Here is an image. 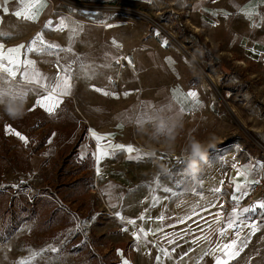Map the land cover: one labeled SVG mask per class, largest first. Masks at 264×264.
<instances>
[{"label": "rangeland", "instance_id": "rangeland-1", "mask_svg": "<svg viewBox=\"0 0 264 264\" xmlns=\"http://www.w3.org/2000/svg\"><path fill=\"white\" fill-rule=\"evenodd\" d=\"M116 6L133 11L118 17L104 13L81 18L88 27L87 70L83 73L85 77L79 79L77 95L67 99L70 118L57 114L54 123L61 127L67 123L80 125V137H85L92 129L106 137L102 144L111 141L113 145L133 146L148 153L155 150V156L138 163L136 180L166 177L172 186L171 192H175L176 202L182 196L190 202L203 199L209 207L216 205L196 217H201L197 225V231L201 232H197V242L193 243L195 261L191 263L215 264V256L221 254L206 256L205 251L221 239L228 242L234 238L232 230H228L224 238L218 234L219 229L226 228L232 213L223 211L221 200L226 198L235 203L231 197L238 196L242 204L240 210L264 201V197L253 192L254 183H247L242 192L237 193L231 182L235 178L237 183H244L238 169H248V181L264 178V167H261L264 165V61H241L242 54L238 50L229 53L222 46L207 44L184 16L189 11L182 15L180 8L171 7L166 0H153L152 4L141 6H129L124 2ZM95 88L115 93L119 98L105 96ZM177 90L179 93L174 95ZM190 91L197 93L199 103L187 97ZM161 108L170 109L162 114L180 118L184 125L174 152L150 138V121L144 119L140 126L135 122L144 113L155 115ZM103 123L105 125L101 126ZM6 125L19 128L16 120L0 121V189L9 191L8 188L13 189V185L19 183L18 190L13 189L14 195L9 194L24 201L40 202V216L24 222L0 245V264H17L30 255L29 249L39 251L49 246L59 251H45L33 264H123L124 260L134 264L137 259L133 257L132 248L148 244L147 240L130 239L129 231L112 227L110 220L106 223L102 210L107 211V196L102 202L92 193L95 175L87 174L90 184L83 187L79 195L72 196L73 191L69 190V185L83 176L81 171L74 177L80 168L70 169L68 162L65 164L68 160L65 156L75 151L77 145L61 149L63 157L56 159L53 171L39 173L31 179L26 176L30 172L26 160L16 157L13 151L10 135L5 132ZM86 125L89 127L85 131ZM72 133L70 131L68 136ZM213 137L217 147L209 151L208 162L202 164L200 186L192 192L189 190L191 183L185 181L178 185L177 181L184 180L186 172L183 150L189 140L195 138L208 143ZM96 146L94 141L89 142V149ZM158 162L167 165L169 174H159ZM119 176L127 179L125 174ZM43 182H46V190L36 194L33 188H43ZM216 187H221L222 192H213ZM26 189L30 191L26 193ZM43 199L55 205L54 215L48 212ZM192 203V210L201 208ZM6 208L0 196L3 222L9 219L3 213ZM86 221L88 223H84ZM251 223L259 225L261 230L231 264H248L249 258H252L251 264H264V209L240 216L238 230L246 234L249 229L240 225Z\"/></svg>", "mask_w": 264, "mask_h": 264}, {"label": "crops", "instance_id": "crops-1", "mask_svg": "<svg viewBox=\"0 0 264 264\" xmlns=\"http://www.w3.org/2000/svg\"><path fill=\"white\" fill-rule=\"evenodd\" d=\"M69 1L92 6L99 4L116 6L124 2L129 6H141L142 4H152L153 0ZM166 1L171 7L180 8L179 13L182 15L189 10L190 14L186 13L184 16L192 28L197 31L196 33L206 40L207 44L213 47L222 46L229 53L234 49L238 50L242 54L241 61H264V2L262 0ZM174 1H176L175 5L172 3ZM45 2L46 7L39 9L38 18L33 22L18 18L13 14L15 11H23L24 4L18 3V0H0V43L4 45V52L20 44L27 46L38 33H42L47 43L59 45L60 48L72 49V52L57 50L59 51L60 65H67L75 61L72 63L71 94L59 97L62 103L53 114L47 113L35 103L43 94V89L37 85H22L25 88H36L37 91L27 94L22 101L25 103V114L22 118L16 119L19 128L15 130L27 137L29 143L25 145L17 136L10 135L16 157L26 160L27 169L30 172L45 174L54 170L56 159L63 157L60 151L65 146L77 145L73 152L67 149L69 154L65 156L68 158L65 164L68 162L69 166L67 167L70 169L80 168L83 175L88 173H91L93 177L95 175L92 191L100 192L103 202L104 197L107 196L105 205L108 207V211L105 213L104 209L102 210V214L104 217L106 216V223L110 220L112 227L127 229L130 232L127 235L130 239H134V234H139L147 240L148 244L132 248L133 257L137 259L134 264L193 263L195 261L193 255L196 250L193 240L197 237V232H201L197 231L201 217L197 219L196 217L201 216L205 210L210 208L205 201L199 199L190 202L189 199L181 196V200L176 202V198L173 196L175 192L166 193L163 191L166 187H172L166 177L156 178L157 180H153V178L136 180L134 174L139 167L138 163L146 158L129 159V154L125 151L114 150L110 147L114 146L111 141L103 143L108 148L109 155L97 162L96 156L93 154L98 152V145L91 134L80 137L81 127L76 123L75 125L67 123L63 127L54 123L57 114H66V118H70L67 110L70 101L67 102V99L77 95L80 89L79 79L85 77L83 73L87 70L88 63V27L82 23L81 18L84 16L72 15L68 7L59 0H45ZM5 7L7 12L3 11ZM249 12L251 16L247 14ZM61 22L65 25L63 30H60ZM48 24L51 26L45 27ZM69 37L72 38L69 39ZM28 58L34 59L36 69L54 82L53 64L56 63V56L29 54ZM81 64L84 66L83 69ZM23 70V66H21L18 71ZM19 80L20 76L18 75L12 83L16 84ZM8 86L7 83L3 84L5 88ZM9 102L11 100L5 103ZM5 103L0 104V121L9 123L12 119L4 114L3 105ZM33 108L35 110H29ZM21 123H25V126H22ZM89 126H84L85 131ZM59 128L64 132L56 130ZM70 131L74 132L71 137L68 136ZM88 131L90 132V130ZM49 140H51L50 143ZM90 141L96 143L95 149H89ZM60 143L62 144L60 145ZM97 168L101 170L99 174H97ZM150 168L148 166V169ZM120 174H125L127 179H121ZM173 198L175 200H172ZM192 202L201 205V208H196L194 212L191 206ZM117 212L123 219L116 215ZM141 217L144 219H140ZM129 220H134L135 224L128 223ZM192 224H194V229ZM140 229L147 233L146 237L139 232ZM170 240L174 242L170 243ZM162 248L167 250L168 255L160 251Z\"/></svg>", "mask_w": 264, "mask_h": 264}, {"label": "snow or ice", "instance_id": "snow-or-ice-1", "mask_svg": "<svg viewBox=\"0 0 264 264\" xmlns=\"http://www.w3.org/2000/svg\"><path fill=\"white\" fill-rule=\"evenodd\" d=\"M214 2V0H213ZM264 2V0H262ZM18 3L24 4V10L23 11H15L13 14L18 17L22 18L24 20L28 21H36L39 15V9L42 7H46L45 0H18ZM35 9V11H33ZM4 12H7V8L5 7L3 9ZM249 16H251V13H247ZM227 15V13H225ZM51 25H45V27H50ZM65 28V25L63 22H61L60 30H63ZM75 31V30H73ZM72 37H69L71 39ZM115 44L116 42L113 41ZM166 46V42H165ZM4 45L0 43V104L5 103L6 101H12V100H19L23 101L27 94L29 92L37 91L36 88H25L22 87V85H37L40 89H43V94H41L40 99L36 100V105H38L40 108L44 109L47 113L53 114L55 110L58 108L60 103H62L61 99L59 97L61 96H67L71 94V80H72V63H75V61H72L68 63L67 65H60L59 63V51H66V52H72L71 48H60L59 45L47 43L42 33H38L36 37L31 41L29 45L20 44L16 47L7 49V52L3 51ZM59 50V51H57ZM29 54H35L37 56H56V65L63 69L62 74H58L57 77L53 78L54 82L50 81L49 77L43 75L41 72H39L36 69V61L34 59H29ZM117 63H119V59L116 60ZM129 64H131V60L128 61ZM21 66H23V71H18ZM81 68L83 69L84 66L81 64ZM20 76V80L13 84L12 81L16 79L17 76ZM7 83L9 86L7 88L3 87V84ZM97 92H102L105 96H113L114 98H119V96L115 93H110L108 91H103L100 88L94 89ZM179 93V90H177L174 95H177ZM125 96L129 95V93H125ZM187 97L191 98L193 101H196L199 103L197 99V93L195 91H190L187 93ZM30 111L35 110L29 109ZM170 111V109L161 108L159 110L160 113H167ZM154 115H149L148 113H144L141 117L136 119V124L138 126L142 125L143 120L147 119L148 121H152ZM171 119H174L173 116H168ZM5 132L9 135H15L17 136L21 141L24 142L25 145L29 143V140L27 137L23 136L21 133L13 129L10 125L5 126ZM92 137L95 138L98 145V152L94 153L93 155L96 156L97 162L102 160L103 158L107 157L109 155L108 148L105 147L101 142L106 139V137L98 135L94 130H90ZM51 140H49V143ZM114 150L119 149L125 151L127 154H129V159H144L146 157H151L152 154L148 152H144L141 149L134 148L133 146H124V145H114L110 146ZM135 153V155H133ZM261 167H264V165H261ZM97 174L100 173V168L96 169ZM247 171L245 170H237V173L239 176L244 177V183H237L236 179L234 178L231 182L235 186V191L237 193L242 192V189L245 187L247 183H258L257 180L248 181L247 179ZM184 180H178L177 184L184 183L187 181L188 183H191L190 179L188 178L187 173L185 172L183 174ZM202 179V178H201ZM13 187H16V185H13ZM164 192L168 193L171 192V188H164ZM215 193L222 192L221 187H216L212 189ZM233 201L236 202V206H234L233 211L231 213L230 219L227 221L226 228H221L218 230V234L221 238L227 237L228 230H232L234 232V238L229 240L228 242H223V239H221L220 242H217L214 247L210 248L208 251H205L204 255H215V253H220L221 255L215 256V264H231L233 260H236L238 257H240L241 253L248 247V245L251 243V238L256 235L257 232H259L261 229L259 225L256 223H251L247 225H240V227H246L249 229V231L246 234H242L240 230H238L237 226V220L240 216H242L245 213L254 212L257 209H264V201L258 202L255 206L249 207V208H243L242 210L238 209L239 206V197L233 195L231 197ZM114 207V205H112ZM215 204L210 205V207H215ZM195 212V209H193ZM116 215L120 217V214L117 212ZM217 217H220V213L216 214ZM74 219H76L74 217ZM120 219H123V217H120ZM140 219H144L141 217ZM163 219V217H161ZM191 219V217H189ZM217 223H219V219L216 220ZM84 223H88L87 221ZM128 223L135 224L134 220H129ZM77 229H80V224H77ZM124 231H127V229H123ZM140 233H143L144 237L147 236V233L144 232L143 229L139 230ZM134 238L137 241L141 240V235L134 234ZM167 238V237H166ZM207 239V238H204ZM170 243L174 241H169ZM196 240H193V243H196ZM30 255L17 262V264H33V262L36 260L37 257H40L43 255V252L45 251H51V252H58L59 249L55 247L49 246V248L42 249L39 251L36 250H28ZM161 252H163L165 255H168V252L166 249H160ZM122 255V253H120ZM183 259V257H181ZM251 259L249 258L248 264H251ZM157 260H159V257H157ZM123 264H129L127 260L123 261Z\"/></svg>", "mask_w": 264, "mask_h": 264}, {"label": "clouds", "instance_id": "clouds-1", "mask_svg": "<svg viewBox=\"0 0 264 264\" xmlns=\"http://www.w3.org/2000/svg\"><path fill=\"white\" fill-rule=\"evenodd\" d=\"M4 114L10 119L16 120L23 117L25 114V103L18 100H12L3 105ZM151 131L148 133L153 141L161 143V146L169 152H174L176 140L180 135V131L184 125L180 118L171 119L162 113H156L150 122ZM147 131V129H144ZM212 138V142H202L199 139L192 138L184 148V159L186 161L185 171L191 181L189 190L195 192L197 187L200 186L202 164L207 163L209 159V151L217 147ZM223 143V142H221ZM152 156L156 155V151L152 150ZM159 174H169L167 165L158 162Z\"/></svg>", "mask_w": 264, "mask_h": 264}, {"label": "trees", "instance_id": "trees-1", "mask_svg": "<svg viewBox=\"0 0 264 264\" xmlns=\"http://www.w3.org/2000/svg\"><path fill=\"white\" fill-rule=\"evenodd\" d=\"M182 28L184 29V27ZM215 61L218 62V60ZM81 171L82 170L79 169L74 174V177L79 175ZM89 184L90 178L88 175H83L81 178L73 181L69 185V190L73 191L72 196L79 195L83 190V187H86ZM7 190L9 191L0 189V196L5 200V207H7L6 211L3 213L5 216H9V219L5 222H3L4 220L0 218V245L7 242L24 222L39 219L40 216L38 214L40 202L24 201V199L21 197H13L9 194L10 192H13V189L8 188ZM43 200L47 202L46 204L48 212L54 215L57 212L55 205L48 199Z\"/></svg>", "mask_w": 264, "mask_h": 264}, {"label": "built area", "instance_id": "built-area-1", "mask_svg": "<svg viewBox=\"0 0 264 264\" xmlns=\"http://www.w3.org/2000/svg\"><path fill=\"white\" fill-rule=\"evenodd\" d=\"M62 3H64V5L66 7H68L69 12L76 16V15H81V16H91V17H98L101 16L104 13H112L114 15V17H118L121 15H127V14H131V12L133 11L130 8L127 7H117V6H112V5H103V4H99V5H89V4H85V3H81V2H72L69 0H61ZM173 5L176 4V1L172 2ZM189 11V10H188ZM190 14V12H188ZM92 14V15H90ZM53 69L55 71V77L58 76V74H62V69L60 67H58L56 65V63L53 64ZM89 132V131H88ZM89 134H91V132H89ZM35 175V177L37 176V174L29 172L26 174V176H28V178H33ZM258 183H254L253 185V192L255 194H258L262 197H264V178H261L258 180ZM44 184L46 185V182H43V188H36L34 187L33 190L35 191L36 194H39L42 190H46V187L44 186ZM18 185L19 183L16 184V187H13L14 190H18ZM30 190L26 189L25 192H29ZM31 193H33V191H31ZM92 193L94 195L97 196L98 200H102L103 202V196L100 195V192H98L97 190L92 191ZM24 194V193H23ZM234 206H236V202H232L229 201L228 199L224 198L221 200V207L223 209L224 212H232ZM242 208V204L239 203L238 209L240 210ZM108 211V208H107Z\"/></svg>", "mask_w": 264, "mask_h": 264}, {"label": "bare ground", "instance_id": "bare-ground-1", "mask_svg": "<svg viewBox=\"0 0 264 264\" xmlns=\"http://www.w3.org/2000/svg\"><path fill=\"white\" fill-rule=\"evenodd\" d=\"M90 15H92V14H90Z\"/></svg>", "mask_w": 264, "mask_h": 264}]
</instances>
